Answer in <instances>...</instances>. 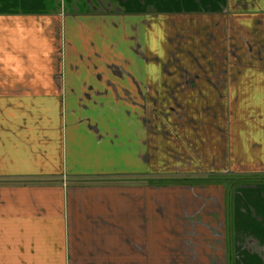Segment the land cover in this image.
Segmentation results:
<instances>
[{
  "label": "crops",
  "instance_id": "1",
  "mask_svg": "<svg viewBox=\"0 0 264 264\" xmlns=\"http://www.w3.org/2000/svg\"><path fill=\"white\" fill-rule=\"evenodd\" d=\"M262 75L264 0H0V264L148 259L159 130L178 118L192 161L264 171L233 111Z\"/></svg>",
  "mask_w": 264,
  "mask_h": 264
},
{
  "label": "rangeland",
  "instance_id": "2",
  "mask_svg": "<svg viewBox=\"0 0 264 264\" xmlns=\"http://www.w3.org/2000/svg\"><path fill=\"white\" fill-rule=\"evenodd\" d=\"M256 80L260 82V94L256 93L250 99H239L233 106L236 122L244 124L242 142L247 146L254 142L264 143V131L259 130L264 127V75ZM184 107L188 111L207 110L206 107L188 104ZM149 110L154 111L158 120L168 112H182V105L157 103L149 105ZM227 112H230L229 108ZM179 122L182 121L178 118L167 120L164 123L167 127L159 130L164 137L169 136V132L173 134L170 138L176 142L172 140V144L163 146L166 147L163 159H159L157 153L155 155L156 174L148 179L149 185L153 182L155 187V225L154 231L148 233L154 247L149 249L148 259L143 257L140 263L258 264L248 252L258 253L264 249L259 247V241L264 240V210L261 211L264 205V171L236 174L238 172L231 167L216 170L210 166L209 152L204 151L205 148L200 154L196 153L197 158L192 161L194 152H182V143H178L182 138ZM198 157L202 158L201 161ZM192 170L194 174L188 172ZM194 175L212 180L194 184L168 181L174 177ZM215 178L223 180H213ZM233 206L234 210L231 209ZM139 235L140 239L147 238L141 233ZM225 241L235 243L234 249L226 248L232 255L235 252V259L228 253L226 261Z\"/></svg>",
  "mask_w": 264,
  "mask_h": 264
},
{
  "label": "trees",
  "instance_id": "3",
  "mask_svg": "<svg viewBox=\"0 0 264 264\" xmlns=\"http://www.w3.org/2000/svg\"><path fill=\"white\" fill-rule=\"evenodd\" d=\"M160 180V179H159ZM211 178L210 177H196L194 175V177L192 176H182V177H174L168 181H173V183H183V184H191V183H199V182H204V181H210L211 182ZM213 180H216V181H221L223 180L222 178H215Z\"/></svg>",
  "mask_w": 264,
  "mask_h": 264
}]
</instances>
